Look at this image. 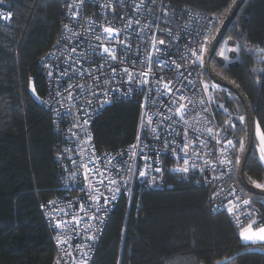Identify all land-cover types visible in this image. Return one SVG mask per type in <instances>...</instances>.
<instances>
[{"label": "trees", "instance_id": "obj_1", "mask_svg": "<svg viewBox=\"0 0 264 264\" xmlns=\"http://www.w3.org/2000/svg\"><path fill=\"white\" fill-rule=\"evenodd\" d=\"M163 1L172 9L214 15L212 35L233 2ZM11 7V20L0 22V264H53L40 203L62 193L55 158L59 136L43 103L48 87L39 60L56 42L64 15L60 0H17ZM226 48L239 50L226 51L225 61L220 52ZM210 64L240 88L255 124L264 129V0L243 1ZM225 98L244 116L234 93ZM138 112L134 99L105 106L90 124L95 149L114 152L132 141ZM230 131L236 136L237 159L245 123L236 121ZM233 175L237 181L236 169ZM244 176L250 183H264L255 138ZM165 179L167 186L135 192L129 202L117 201L91 264H264V244L240 240V229L229 216L210 208L203 182L171 172ZM242 191L257 207L254 227L264 224V195Z\"/></svg>", "mask_w": 264, "mask_h": 264}, {"label": "built area", "instance_id": "obj_2", "mask_svg": "<svg viewBox=\"0 0 264 264\" xmlns=\"http://www.w3.org/2000/svg\"><path fill=\"white\" fill-rule=\"evenodd\" d=\"M15 1L17 0H0V22L8 23L11 20L13 16L11 4ZM60 1L64 20L59 36L39 60L48 87L43 103L52 116L54 130L59 136L55 158L60 168L58 188L62 193L40 203L41 214L54 248L53 264H57V261L59 264H81L85 259L87 264H91L106 222L117 201L125 198L129 202L135 192L167 186L169 184L165 179L167 172L194 175L206 185L207 200L212 211L223 210L233 225L241 229L249 220L242 218L237 225L235 218L226 208V197L235 189L241 200L251 201L247 207L241 205L242 211L252 213V219L256 220V205L250 196L242 191L233 175L238 148L235 145L236 136L230 130L239 120L240 114L225 98L229 97L230 90L211 79H206L203 66L194 65L193 58L188 52L189 48L197 49L200 46L204 41V34L209 39L213 37L209 21L213 24L214 15L200 14L189 9H172L163 0H143V7L138 12L136 5L140 4L141 0ZM69 5L72 7L69 8ZM73 12L77 13L75 19L72 17ZM9 14V19L3 18ZM135 20L140 21L139 26L133 23L131 28L126 27L129 22ZM89 21H94V24L90 25ZM65 24L69 25L71 31L64 29ZM144 25L150 27L144 28ZM104 26L121 29L122 32L114 38H109L107 34L102 33ZM142 28L144 29L142 35H138ZM72 32L79 35L73 37ZM97 35L102 36L100 41L96 40ZM153 38L157 41L156 47L160 49L159 52H155L152 47ZM118 40L124 41V46H121ZM160 40L165 43L160 45L158 43ZM57 41L61 42L58 48ZM100 44L114 48L118 60L111 61L98 46ZM129 45L130 48L127 47ZM207 46L205 45V48ZM73 47L77 51L72 59H68V53ZM149 52L154 54L157 61L152 65L150 83H129L127 75L121 70L128 67L135 78L140 79L135 74L148 71ZM49 53L53 55L49 56ZM77 58L82 61L80 64L74 63ZM172 61L179 64L180 68L177 69ZM163 62H166L167 66H162ZM113 67L117 68L114 76L111 71ZM50 70L53 72L51 77L48 75ZM65 71L67 76L60 75ZM161 78L163 82L157 84ZM169 80L174 82V90L180 88L178 94L167 93L163 88V83ZM105 81L108 83L105 84ZM205 83L209 85L207 93L204 91ZM69 84L73 85L71 89L68 88ZM212 84H216L217 89H212ZM77 85L84 87L81 89L76 87ZM157 88L160 89L159 92ZM68 91L73 94L72 100L67 97ZM57 92L61 95L57 96ZM105 92L108 93L109 102H105ZM223 92L226 96H223ZM209 94L216 97L215 102L208 100ZM180 95L187 99L181 101ZM120 99H134L138 103V121L134 138L114 152L97 151L92 142L90 124L105 106ZM173 99L176 100L175 104L172 103ZM202 99L205 101L204 104H200ZM88 100L92 101L91 105L86 103ZM188 101L192 103L188 104ZM180 103L188 104L189 110L185 114L187 125L180 121L174 112L170 113L168 110L169 107L173 109L179 107ZM61 104L64 106L61 107ZM219 105H223V108ZM224 109H227V112ZM168 116H172L173 119L161 124L163 117ZM225 121H229L230 124H225ZM153 128L156 129L155 133L152 131ZM207 128L213 129V135L210 136L206 132ZM157 135L159 139H156ZM201 139L205 141L204 145L200 144ZM217 139L221 140L220 144L216 143ZM227 140L233 141L234 148L228 147ZM165 141L168 147H165ZM184 143H189L190 153L198 152L199 156L191 154L186 156L181 150ZM132 145L138 146L131 149ZM222 148H228L227 155L232 160L229 166L218 164ZM94 158H99L98 162L90 163ZM184 159H190L196 167L190 168L188 173L175 171L178 165H183ZM109 160L111 164L107 163ZM85 163L89 168L109 170L106 175L115 179L117 183L108 187L119 188L114 199L113 193L105 186L108 181L105 180L104 184L97 182L98 179H104L99 173L96 179L89 177L93 188L99 189V192L89 188L82 167ZM213 163L216 164L215 168L212 166ZM156 168H160L161 171L156 172ZM141 170L146 171L144 177L139 175ZM73 172L76 173L75 177L71 175ZM221 189L223 191H220ZM214 192L218 195L213 196ZM100 194L102 195L99 201L90 199L91 196ZM104 197L109 199L106 205ZM232 199L235 200V196ZM81 205L85 211H81ZM73 216L82 218L79 225L72 221ZM57 220L72 223L66 228H57ZM77 228L78 232L75 231ZM89 236L94 239L89 240ZM58 237L67 242L58 244ZM77 245L81 247L77 248ZM84 253H87V256Z\"/></svg>", "mask_w": 264, "mask_h": 264}, {"label": "snow or ice", "instance_id": "obj_3", "mask_svg": "<svg viewBox=\"0 0 264 264\" xmlns=\"http://www.w3.org/2000/svg\"><path fill=\"white\" fill-rule=\"evenodd\" d=\"M235 3H236V0H233V4H235ZM71 7H72V5H69V8H71ZM141 7H143V0H141L140 4L136 5L137 12L140 10ZM231 7H232V5H229V8H231ZM72 17H73V19H75L77 17V13L73 12L72 13ZM3 18L4 19H9L10 18V14L9 15H4ZM133 23L136 24L137 26H139L140 21L139 20H135V21L129 22V24L126 25V27L127 28H131ZM89 24L90 25L94 24V21H89ZM213 26L214 25L211 24V21H209V27H213ZM63 27H64V29L66 31H71L70 28H69V25L65 24V25H63ZM149 27H150V25H144V28H149ZM89 30H91V28ZM143 31H144V29L142 28L141 32L138 33V35H142ZM121 32H122L121 29H115V28H112V27H109V26H104L102 28V33L107 34V37H109V38H114L115 36H118ZM71 35L73 37H75V36H77L79 34L75 33V32H72ZM101 39H102V36H100V35L96 36V40L97 41H100ZM117 42L121 46H124V41L118 40ZM60 43H61L60 41H57V48H58ZM158 43L160 45H163L165 42L163 40H160ZM211 43H212V40H210L209 37L206 34H204V41L200 44V46L197 49H192V48L188 49V52L190 53L191 57L193 58L192 59V63L194 65L195 64H199V65L203 66L205 64L206 59H207V57L205 56V52H206L205 45H211ZM151 44H152V47H153L155 52H159L160 51V49L156 47L157 41L154 38L152 39ZM98 46L102 49V52L104 54H106L107 57L111 61L118 60V56L116 55V51H115L114 48H111V47H109L107 45H104V44H100ZM66 47H67V45H66ZM127 47L130 48V45L127 46ZM238 50H239L238 48H230V49L226 48L225 50H222L220 52V55L224 58L225 61H227L228 60V56L225 54V52L226 51H228V52H236ZM76 51H77L76 48H74V47L71 48V51L68 53V59H72V56L76 53ZM93 54H95V49H93ZM48 55L51 56V55H53V53H49ZM186 55H187V53H186ZM42 59H44V58L42 57ZM147 59L149 61L148 71L139 72V73L135 74V75H138L140 77V79H138V80L135 78L134 73L129 71L128 67H124L121 70L125 75H127L129 83H139V84H149L150 83L149 76H150L151 71H152V65H153L154 62H157V61H155V57H154V54L152 52L148 53ZM81 62L82 61L79 58H77L74 61L75 64H80ZM172 63L176 64L175 61H172ZM162 66H167L166 62H163ZM101 67H103V65H101ZM176 68L179 69L180 65L176 64ZM111 71H112L113 76H114L116 71H117V68L113 67L111 69ZM261 71H264V70H261ZM48 75H49V77H51L53 75V72L50 70L48 72ZM60 75L67 76V72L65 71V72L61 73ZM162 82H163V78H161V81H157L156 83L160 84ZM107 83H108V81H105V84H107ZM189 83H191V81H189ZM72 87H73V85H71V84L68 85L69 89H71ZM76 87L83 89L84 86L83 85H77ZM181 87H183V84H181ZM217 87L218 86L216 84H212L211 85L212 89H217ZM163 88L166 90L167 93H172L174 95L178 94L180 92V88H175V90H174V82L171 81V80L167 81V83H163ZM208 89H209V85L207 83H205L204 84V91L207 93ZM33 91H35V89H33ZM157 91L159 92L160 89L157 88ZM56 95L60 96L61 94L59 92H57ZM107 96H108V93L105 92V102H109L107 100ZM67 97H68L69 100L73 99V94H72L71 91H68ZM179 99L181 101H183V100H186L187 98L184 97L183 95H180ZM215 99H216V97L214 95H211V94L208 95V100L209 101L215 102ZM86 103L88 105H91L92 101L88 100V101H86ZM172 103L175 104L176 100L173 99ZM191 103H192L191 101H188V104H191ZM204 103H205V101L203 99L200 100V104H204ZM188 104L180 103L179 107H176L175 109H173L172 107H169V109H168L170 113L174 112L175 116H179L180 121H183V123L185 125L188 124V121L185 119V114L189 110ZM63 106L64 105L61 104V107H63ZM219 107L223 108V105H219ZM205 111H207V110L205 109ZM224 111L227 112V109H224ZM170 119H173V117L172 116L163 117V119L161 120V124H163L165 121L170 120ZM238 119L241 122V124H243V122L245 120V117L244 116H240V117H238ZM84 123L87 124V121H85ZM149 124H151V118H149ZM225 124H230V122L229 121H225ZM169 126L171 127V125H169ZM74 127H79V125H74ZM232 127H234V125H232ZM152 131H153V133H155L156 129L153 128ZM187 132H188V129L185 130V136L186 137H187ZM206 132L210 136L213 135V129L212 128H207ZM73 135H75V133H73ZM256 136L259 139V146H258L259 160L264 162V129L261 128V125H260L259 122H257V124H256ZM89 139H90V137H89ZM156 139H159L158 135L156 136ZM138 142H139V137H138ZM216 143L220 144L221 140L217 139ZM226 143H227L229 148H234L232 140H227ZM200 144L204 145L205 141L203 139H201L200 140ZM137 146L138 145H132L131 149H135ZM165 147H168L167 141H165ZM181 150L185 153L186 156H188L189 154L195 155V156H199L198 152L190 153L189 143H184ZM240 150L241 151L244 150V141L243 140L240 141ZM174 151H175V149H174ZM227 152H228V148H222L221 156L218 158V164L219 165L229 166V165L232 164V160L228 157ZM133 155H135V152H133ZM158 155H159V153H158ZM98 159L99 158H94L93 161H90V163L95 164V163L98 162ZM145 159L147 160L148 157H145ZM73 163L75 164V161H73ZM107 163L111 164V160H109ZM206 163H209V162L206 161ZM236 163L237 164L240 163L239 157H237ZM212 166H213V168H215L216 164L213 163ZM82 167L84 168V179H85L86 182H88L89 188H93L89 177L91 176L93 179H96L97 178V173H99L100 176L104 177V179H98L97 180L98 183L104 184V181L107 180L108 184L105 185L106 187H108L109 185L114 186L117 183V181L115 179H111L108 175H106V173L109 171L108 169H105L104 171H100V169H98L96 167L89 168L87 163L83 164ZM195 167H196L195 163H191L190 159H184L183 160V165L182 166L178 165L176 167L175 171L182 172V173H188L190 171V168H195ZM203 170L204 169H201V171H203ZM129 171H130V169H129ZM155 171L156 172H160L161 169L160 168H156ZM71 175L73 177H75L76 173L73 172ZM139 175L141 177H144L146 175V171L141 170ZM252 183L255 184L256 188L264 189V183H256L255 181H252ZM108 190L113 193L112 198L114 199L115 198V193L119 191V188L113 189L112 187H108ZM93 191L98 193L99 189L93 188ZM220 191H223V189H221ZM101 195L102 194L91 196L90 199L93 200V201H99L100 198H101ZM217 195H218V193H216V192L213 193V196H217ZM233 196H235V200L232 199ZM103 199H104V204L105 205L108 204V202H109L108 197H104ZM226 199H227V205H226L227 211H228V213L230 215H232L235 218L237 225L240 224V221H241L242 218H247L249 220V223L247 224V226L246 227H242L240 232H239L241 240L244 241V242H250L253 245H255V244H264V225H260L259 227H254V225L257 224V221L252 219V213L242 211V208H241V205H243L245 207L249 206L251 201L249 199L241 200L240 196L236 195L235 189H233L232 192H230L228 194ZM49 203H52V201H49ZM97 210H99V208ZM81 211H85L83 205H81ZM66 215H67V213H66ZM92 218L93 217H90V219H92ZM81 219L82 218L77 217V216H73L72 217V221L75 222V225H79L80 222H81ZM71 223L72 222H69V221L57 220L56 221V227L57 228H61V227H65L66 228ZM75 231L78 232V228L75 229ZM88 239L91 240V239H94V237L89 236ZM66 242L67 241H62L59 237L57 238V243L58 244L66 243ZM80 247L81 246L77 245V248H80ZM84 255L87 256V253H84ZM57 264H59V261H57ZM81 264H87V260L85 259V260L81 261ZM217 264H219V262H217Z\"/></svg>", "mask_w": 264, "mask_h": 264}, {"label": "water", "instance_id": "obj_4", "mask_svg": "<svg viewBox=\"0 0 264 264\" xmlns=\"http://www.w3.org/2000/svg\"><path fill=\"white\" fill-rule=\"evenodd\" d=\"M244 0H236V3L233 4L232 7L228 9L227 13L225 14L223 20L221 21L218 29L216 30L215 34L211 38L212 43L208 45L206 48L205 56L207 57L205 64L203 65V71L206 76L211 79L212 81L228 88L235 96L239 99L243 107L244 113V123H245V141H244V150L241 152L239 159L240 163H236V176L239 186L246 191L247 193L254 194V195H264V189L256 188L255 184L248 182L246 177L244 176V165L248 158V155L251 152L253 139H254V131H255V121L253 118V114L251 108L248 104V101L244 95V93L240 90V88L230 79L223 77L218 72H216L211 67V58L214 55L217 46L222 39L226 28L228 27L230 21L235 16L237 10L241 6Z\"/></svg>", "mask_w": 264, "mask_h": 264}, {"label": "crops", "instance_id": "obj_5", "mask_svg": "<svg viewBox=\"0 0 264 264\" xmlns=\"http://www.w3.org/2000/svg\"><path fill=\"white\" fill-rule=\"evenodd\" d=\"M254 138H255V143H256V148H257V150H258V146H259V139L257 138V136H256V124H255V131H254ZM258 159H259V150H258ZM260 161V160H259ZM261 163H262V165L264 166V162H262V161H260ZM260 225H264V224H260ZM259 225V226H260ZM247 226V224L245 225V226H243V227H246ZM259 226H257V227H259ZM241 230V229H240ZM240 232V231H239ZM239 237H240V235H239ZM240 240H241V238H240ZM242 241V240H241ZM243 243H250V242H244V241H242ZM251 244V243H250ZM256 245V244H255Z\"/></svg>", "mask_w": 264, "mask_h": 264}, {"label": "rangeland", "instance_id": "obj_6", "mask_svg": "<svg viewBox=\"0 0 264 264\" xmlns=\"http://www.w3.org/2000/svg\"><path fill=\"white\" fill-rule=\"evenodd\" d=\"M223 96H226L224 92H223ZM228 96H229V95H228Z\"/></svg>", "mask_w": 264, "mask_h": 264}]
</instances>
